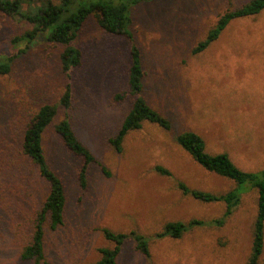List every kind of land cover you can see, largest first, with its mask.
<instances>
[{
    "label": "rangeland",
    "instance_id": "374dc122",
    "mask_svg": "<svg viewBox=\"0 0 264 264\" xmlns=\"http://www.w3.org/2000/svg\"><path fill=\"white\" fill-rule=\"evenodd\" d=\"M30 1H24V9L34 4ZM246 1L141 0L131 7L129 28L143 61L142 95L169 128L144 121L126 134L120 151L108 138L132 102L129 95L114 98L128 88L129 43L105 33L94 15L85 20L73 40L81 62L71 71L68 118L95 161L87 169L86 186H80V158L65 148L54 129L64 116L58 105L42 134L47 161L66 196L62 225L52 230L45 224L50 264L97 260L99 247L113 245L103 227L153 235L167 221L220 217L222 202L200 201L176 186L181 180L220 193L233 185L204 170L177 144L176 136L184 130L201 135L206 151L228 153L243 170L264 167V8L231 20L203 51L191 53L221 13ZM29 27L0 10V51H13L10 39ZM19 48L24 51L10 73L0 76V264H31L20 252L31 239L48 183L21 154V132L42 103L58 104L66 82L58 62L62 45L40 37ZM156 165L171 175L158 173ZM256 199L255 189L243 192L221 226L206 224L178 238L152 239L149 257L128 239L116 264H246ZM258 264H264V243Z\"/></svg>",
    "mask_w": 264,
    "mask_h": 264
},
{
    "label": "trees",
    "instance_id": "16d2710c",
    "mask_svg": "<svg viewBox=\"0 0 264 264\" xmlns=\"http://www.w3.org/2000/svg\"><path fill=\"white\" fill-rule=\"evenodd\" d=\"M25 0H0V10L25 20L30 27L10 39L13 51L9 54L0 51V76L10 73L16 57L24 51L19 46L42 37L50 43L62 45L58 55L61 72L66 78L58 104L42 103L21 132V154L36 169L38 175L48 183V192L40 210L34 219L30 241L22 248L20 257L31 261V264H50L46 259L44 249L45 224L52 230L63 223V213L66 201L65 188L61 178L49 165L42 145V134L53 121L57 106L64 109V116L54 124L55 132L63 145L72 154L80 158L78 180L82 187L86 186V173L90 163L95 161L92 152L76 136L71 126L68 109L71 104L72 87L71 71L81 62V51L73 44L78 31L85 20L94 15L97 24L110 35L123 36L129 43V67L127 73L128 88L114 95L119 99L125 95L132 98L131 106L124 115L117 131L108 138L111 146L120 151L126 134L131 130L141 128L144 121L156 123L169 128V121L155 110L143 97V61L142 54L134 41L129 28L131 23V7L141 0H34L30 1L28 9L23 8ZM264 8V0H248L239 7L227 9L219 15L215 24L210 27L205 36L191 48V53L203 51L231 20L252 16ZM177 144L204 170L230 180L233 185L226 191L215 193L208 190L189 187L185 182L176 180L177 188L183 193L204 202H222L224 213L209 221L191 218L187 221H167L153 235H145L137 230L128 232L113 231L102 228L103 236L112 242V246L99 247L100 257L92 262L71 264H116V259L126 240L131 239L134 248L145 257H149V245L152 239L164 237H181L186 231L206 224L221 226L240 202L243 192L250 188L256 190V215L253 222L251 250L246 264H258L263 248L264 232V167L258 170H243L238 167L226 152L210 153L205 150V142L201 135L193 130H184L176 136ZM104 172L108 173L105 168ZM154 169L162 175H171L170 171L160 165Z\"/></svg>",
    "mask_w": 264,
    "mask_h": 264
}]
</instances>
